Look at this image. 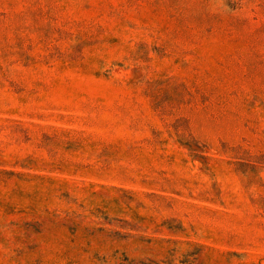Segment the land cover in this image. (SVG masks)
<instances>
[{"label":"rangeland","instance_id":"1","mask_svg":"<svg viewBox=\"0 0 264 264\" xmlns=\"http://www.w3.org/2000/svg\"><path fill=\"white\" fill-rule=\"evenodd\" d=\"M0 264H264V0H0Z\"/></svg>","mask_w":264,"mask_h":264}]
</instances>
